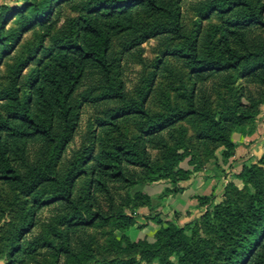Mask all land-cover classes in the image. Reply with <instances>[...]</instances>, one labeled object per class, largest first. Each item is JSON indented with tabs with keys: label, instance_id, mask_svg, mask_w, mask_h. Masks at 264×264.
Here are the masks:
<instances>
[{
	"label": "trees",
	"instance_id": "obj_1",
	"mask_svg": "<svg viewBox=\"0 0 264 264\" xmlns=\"http://www.w3.org/2000/svg\"><path fill=\"white\" fill-rule=\"evenodd\" d=\"M27 5L37 19L49 14V6L44 3L42 8L31 2ZM203 11L207 16H229V19L220 39L213 41L206 37V51L200 52L198 41L182 31L179 13L171 0H98L95 9H89L79 22L73 39L56 47L40 64L29 93L16 95L9 117L1 121L0 182L23 190L36 191L46 182L49 187H55V195L36 205V209L55 203L71 211L74 215L69 232L111 219L117 229L126 231L135 225L133 215L126 210L133 214L141 207L152 210L151 199L136 193L132 200H124L123 210L116 211L112 205V184H122L126 190L142 183L165 181L170 187L162 197L176 196L183 191L181 184L203 169L207 160H202L201 149H206L209 159L215 157L218 148L222 149L224 161L233 157L236 144L232 133L252 126L264 104V39L253 35L255 29H264V0H210L204 4ZM20 13L27 26L30 18L22 16L23 11ZM162 35L185 41V50L181 51L185 55L181 57L191 68L192 88L186 89L176 104L168 103L165 110L152 113L146 107V98L128 99L121 87L112 84L113 66L108 53L117 36H123L134 48ZM161 70L168 74V79L173 78L168 63L164 62ZM234 71H240L243 80L241 94L235 102H226L222 108L212 110L201 88L199 94L198 85L220 76L225 81L224 88L230 89ZM89 75L100 77L103 86L108 87L94 103L112 100L122 106L110 121L100 126V151L95 155L91 149L82 147L72 155L69 167L60 176L52 169V162L56 154L61 158L77 129L81 105L76 92ZM248 85L258 86L259 94L252 95ZM186 120L202 127L199 153L185 142L184 136L174 133V128ZM125 123L141 131L130 144L113 137L114 133L122 132L121 124ZM32 144L40 147L34 161L29 155ZM151 151L161 154L159 161L153 159ZM188 158L195 167L193 170L180 166ZM87 174L91 180L84 198L75 195V188L77 181ZM238 179L254 190V193L248 190L243 207L225 197L212 211L207 209L195 225L197 230L190 224L179 227L159 220L160 228L153 242L147 239L133 242L124 237L111 243L128 253L156 258L161 264H264V156L238 175ZM228 191L242 193L234 184L228 186ZM99 195L110 200L108 212L102 207ZM199 201L201 206L210 207L214 197H199ZM200 230L216 237L218 254L213 261L208 249L199 247L195 237L188 234ZM68 244H62L58 254H73Z\"/></svg>",
	"mask_w": 264,
	"mask_h": 264
},
{
	"label": "rangeland",
	"instance_id": "obj_2",
	"mask_svg": "<svg viewBox=\"0 0 264 264\" xmlns=\"http://www.w3.org/2000/svg\"><path fill=\"white\" fill-rule=\"evenodd\" d=\"M171 1L174 3V9L179 13L182 31L198 41L200 52L206 51V37L212 38L213 41L220 39L221 30L229 16H207L203 8L210 0ZM28 2L34 3L36 7H41L43 3L49 6L48 16L37 19L34 12L28 9ZM97 3L98 0H0V124L3 119L9 117L14 97L29 93L40 64L56 47L73 39L79 22L85 18L89 9H95ZM22 11V16L30 18L27 26L24 25L26 21L19 17ZM157 19L162 20L161 17ZM253 35L257 39H264V29H255ZM170 37L172 36H158L132 48L127 39L117 36L113 39L108 53L109 61L113 66L112 84L116 88L121 87L128 99L146 98V107L152 113L165 110L168 103L176 104L178 97L186 89L192 88L191 68L182 58L185 54H181V51L185 50V41L173 40ZM26 61L30 63L23 66ZM164 62L168 63V67L174 72L171 79H168V74L161 70ZM231 81L230 89L224 88L225 81L220 76L198 85V91L201 88L208 107L218 110L226 102H235L242 92L243 80L240 71L233 72ZM248 87L252 95L259 94L258 86L248 85ZM107 90L108 87L103 86L100 77L94 75L86 77L77 90L76 99L81 105L77 129L61 158L56 154L52 162V169L60 176L69 167L68 162L72 155L82 147L91 149L95 155L100 151V126L103 122L110 121L112 114L122 106L119 101L112 100L93 102L97 97H102ZM261 111H264V104L260 107L259 114ZM258 116L252 126L249 124L243 127V131L241 128V131L232 133V137L236 133L253 135L257 129ZM121 127L122 132L114 133L113 137L124 141L125 144L132 143L141 135V131L131 123L121 124ZM174 129V133L179 132L180 136H184L185 142L198 153L202 151V160H207L203 169L194 173L197 176L192 175L190 187L202 188L207 185L205 175L208 174V178H212L213 175L218 185L219 199L216 204L213 201L210 207L201 206L199 197L205 196L202 195L195 197L196 205L193 204L188 208L181 206V209L173 211L165 201L166 197H162L166 188L170 187L165 181L142 183L126 190L123 189L122 184L114 183L110 188L114 200L112 205L116 211L123 210L124 200H132L136 193L150 197L152 210L141 207L134 214L130 209L126 210L128 214L133 215L135 221V225L126 231L117 229L114 219H111L107 223H95L69 232L68 227L72 224L70 221L74 215L71 211L63 210L55 203H47L36 209V205L55 195V187H49L46 182L37 185L39 188L34 191L14 188L6 182H0V264H161L156 258L118 249L111 241L125 237L133 242L143 239L153 242L160 228L159 220L163 223L173 222L179 227L190 224L197 230L195 225L207 209L212 211L216 205L225 200V197L243 207L248 190L253 193L254 190L246 187L238 179V175L257 164L264 156V151H259L260 157L255 161L240 165L239 174H232V165L228 166V160L222 159L221 148L216 149L213 159L207 158L205 148L204 150L199 148L202 127L197 123L186 120ZM39 148L38 144L30 145L29 155L32 161L38 158L36 155ZM151 154L155 161L160 160V153L151 151ZM189 160L190 158L183 161L180 166L183 169L193 170L195 167ZM220 160L225 165L224 169L220 168ZM91 165L92 161L88 166ZM90 180L88 174L81 177L76 183L75 195L86 198ZM186 182L181 185H188ZM230 184L238 187L242 192L241 195H236L234 191L229 192ZM99 200L104 210L108 212L110 206L108 197L99 195ZM188 234L195 237L199 247L208 249L212 261L216 258L218 249L215 235L206 234L202 230L196 233L188 231ZM68 239L70 242L66 241ZM62 244H68L73 254H58L57 249H61ZM171 259L175 261L174 258Z\"/></svg>",
	"mask_w": 264,
	"mask_h": 264
},
{
	"label": "crops",
	"instance_id": "obj_3",
	"mask_svg": "<svg viewBox=\"0 0 264 264\" xmlns=\"http://www.w3.org/2000/svg\"><path fill=\"white\" fill-rule=\"evenodd\" d=\"M256 131L253 135H242L234 134L232 137L233 142L236 144V151L233 157L228 160V166L232 165V174H239L240 165H245L246 163L255 161L256 158L260 157L259 151H264V111H261L257 118ZM222 169L225 168L224 163L220 160ZM219 168V169H220ZM197 176L194 174V177ZM208 174L205 175L206 184L202 188L190 187L193 177L186 182L188 185H182L183 191L176 196H168L165 198V201L168 202L173 211L174 209H181V206L186 208L196 205L195 197L202 195H211L214 196V203L218 202L217 197V181L216 178L211 175L212 178H208ZM218 179V178H217ZM205 184V181L203 182ZM195 192V193H194ZM193 194V195H192ZM167 215V214H165Z\"/></svg>",
	"mask_w": 264,
	"mask_h": 264
}]
</instances>
